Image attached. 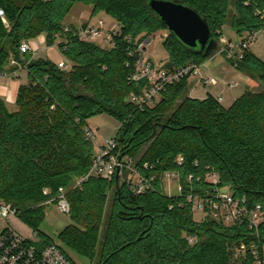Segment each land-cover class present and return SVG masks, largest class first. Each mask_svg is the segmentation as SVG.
Returning <instances> with one entry per match:
<instances>
[{
	"label": "trees",
	"instance_id": "1",
	"mask_svg": "<svg viewBox=\"0 0 264 264\" xmlns=\"http://www.w3.org/2000/svg\"><path fill=\"white\" fill-rule=\"evenodd\" d=\"M149 1L0 0L7 18V24L0 18V74L17 69L11 59L26 63L28 74L19 86L16 110L0 97V200L12 204L43 243H51L38 226L48 201L66 188L71 224L59 241L84 257L98 258V264H254L249 247L255 242L261 251L264 222L258 234L245 223L225 225L209 217L197 222L187 196H206L215 187L206 175L215 173L217 187L264 212V60L245 51L233 62L257 73L263 88L245 90L228 108L212 95L185 96L190 75L168 85L153 106L138 108L128 100L145 86L144 80L131 78L139 59L135 41L168 31ZM177 1L197 9L219 44L231 0ZM77 3L91 6L92 16L106 12L119 23L113 47L82 41L74 25L64 24ZM234 4L232 28L238 34L264 28V0ZM42 34L47 46L58 41L69 70L21 52L23 41ZM163 44L173 69L201 65L218 49L211 55L189 49L171 31ZM103 113L121 122L115 136L120 153L132 157L143 175H156L152 189L134 194L116 174L92 175L75 186L96 155L86 136L92 129L88 121ZM179 155L182 165L176 162ZM166 171L179 173L181 194L164 191L160 176ZM243 243L246 254L236 256Z\"/></svg>",
	"mask_w": 264,
	"mask_h": 264
},
{
	"label": "built area",
	"instance_id": "2",
	"mask_svg": "<svg viewBox=\"0 0 264 264\" xmlns=\"http://www.w3.org/2000/svg\"><path fill=\"white\" fill-rule=\"evenodd\" d=\"M0 18L7 24L6 13L0 6ZM76 27L78 38L82 41L93 42L100 44L102 41L109 43L111 47L115 45V38L119 34L120 25L116 22L110 27L104 25L103 20H99L97 25L90 23H82ZM69 30V27H66ZM256 33H249L254 38ZM223 35L219 38V42L225 44L227 48L221 51L232 52L234 44L229 43L228 40L223 39ZM152 41L151 36L139 43L136 39L135 44L138 45L136 53L139 59L136 64V70L131 78L135 82L144 80L145 86L140 92H131L128 100L134 103L138 108L143 109L147 106H153L159 99L163 91L168 85L190 75H200V79L205 84H216V78L205 79L201 75L200 65L191 63L186 66L166 68L165 65L156 67L155 64L146 57L147 45ZM22 53H30L32 51V44L29 41H23L20 46ZM230 53V57H231ZM239 57H243V53H239ZM10 63L14 66L26 68V63H19L15 59H11ZM62 69L69 70L71 65L64 61L58 63ZM19 71L17 68L12 74ZM11 73V72H10ZM7 72L1 73L0 77H5ZM86 136L92 142L96 138V133L92 129L86 130ZM178 165L184 162V156L179 155L176 159ZM148 168V164L144 165ZM117 175L123 182H127L134 194H143L152 189L156 181V175L145 176L136 166L135 161L129 155H123L118 149V141L115 137L103 139L97 146L96 155L93 159L91 169L85 177L79 178L75 186H80L82 182L92 176H99L104 178H111ZM189 179L192 176L188 177ZM164 191L166 183L176 181L178 194H181L182 184L179 173L177 171H166L160 176ZM206 180L213 183L215 187L206 196L189 194L187 196L188 202L193 205V210H202L205 212V218L209 217L225 225L247 224L250 230L259 233L260 224L264 222V212L260 205L255 208H249L246 205L245 199L236 198L232 191L225 187H217L219 184V176L215 173L207 174ZM170 185V184H169ZM67 189L59 188V193L48 201L56 202L60 211L63 213H70V203L66 196ZM49 193L48 189L44 190ZM17 216V210L12 204L0 200V221L5 218L9 221L10 217ZM204 218V219H205ZM190 242L196 241L195 237L189 238ZM250 251L254 256V264H264V245L261 251L255 242L250 244ZM247 252L246 244H241L236 247L234 254L244 255ZM0 264H77L66 252L65 248L60 242L53 241L51 243H43L36 234L35 239L23 236L18 230L11 225H7L0 229Z\"/></svg>",
	"mask_w": 264,
	"mask_h": 264
},
{
	"label": "rangeland",
	"instance_id": "3",
	"mask_svg": "<svg viewBox=\"0 0 264 264\" xmlns=\"http://www.w3.org/2000/svg\"><path fill=\"white\" fill-rule=\"evenodd\" d=\"M234 1L235 0H231L228 18L223 27V39L228 40L229 43L235 45L232 52L221 51L223 48H227V45L226 43L223 44L219 42L218 49L214 55L204 60V63L200 65L201 75L205 79L214 77L217 79V83L214 85L210 83L205 84L200 79V75H195L190 77V81L185 92V96L192 95L200 99L204 98L205 96L207 97L208 93L210 92L212 95L217 97L221 104L226 108L230 107L234 100L241 96L245 90L249 89L251 91L258 92L263 88L262 82L259 79V75L257 73L238 69L233 64L235 60L237 62L244 58L245 51H250L260 59L264 60V28L257 32V34L254 35V38H252L248 32L238 34L232 28V19L237 11ZM90 9L91 6L85 5L83 3L75 4L72 11L65 18L64 23L66 26L70 24L79 26L82 23L97 25L100 19L104 21V25L106 27H110L116 23V21L106 12H101L95 16H90ZM42 35L28 40L32 44L31 52H33V57H46L56 63L61 61L68 63V59L62 54L58 47V41L51 46H47L46 43L41 39ZM167 35L168 31L166 29H160L151 35L152 41H150V43L147 45L146 57L152 61L156 67L167 62V53L163 44ZM140 38L141 36L137 38L139 43L143 41L140 40ZM100 45L106 48L111 47L109 43L105 41H102ZM240 52L243 53L242 58L239 57ZM230 53L232 55L231 57ZM69 64L71 65L70 62ZM10 66L13 67L14 65L10 63ZM21 67L23 66L17 68L20 70ZM10 72L13 73V71ZM14 109H16V107L13 109L10 108L11 111ZM88 124L89 127H91L96 133V138L93 143L97 149V146L103 139L113 138L116 136L121 122L114 116L103 113L90 118ZM169 184L166 183L165 185L166 193L169 195H177L179 190L177 189L176 181H172ZM69 215L70 214L61 212L56 202L51 201L45 206V217L38 226V230L54 241L60 242L59 234L67 225L71 224ZM205 216L206 214L202 210L198 209L194 211V219L197 222L204 220ZM7 225H11L25 237H29L31 239L36 238V233L34 232L35 229L22 220L18 215L13 217L11 216L9 221L5 218L0 221V229ZM63 246L67 254L77 264L99 263L98 258L89 259L78 254L65 245Z\"/></svg>",
	"mask_w": 264,
	"mask_h": 264
},
{
	"label": "water",
	"instance_id": "4",
	"mask_svg": "<svg viewBox=\"0 0 264 264\" xmlns=\"http://www.w3.org/2000/svg\"><path fill=\"white\" fill-rule=\"evenodd\" d=\"M148 5L187 48L205 51L207 55L218 48L219 44L211 39L207 20L193 6L177 0H150ZM26 57L31 59L29 53ZM165 67L171 69L173 62L165 63Z\"/></svg>",
	"mask_w": 264,
	"mask_h": 264
},
{
	"label": "crops",
	"instance_id": "5",
	"mask_svg": "<svg viewBox=\"0 0 264 264\" xmlns=\"http://www.w3.org/2000/svg\"><path fill=\"white\" fill-rule=\"evenodd\" d=\"M91 13H92V7L90 9V16H91ZM81 17H83V16H81ZM41 39L45 42V36L44 35L41 36ZM27 78H28V74H27V70L25 68L20 69L16 74H12L9 71V72H7V75L5 77H0V97H2L4 99V101L6 102V105L9 109L10 108L13 109L14 107H16V98H17L19 86L21 84L27 82ZM208 95H212V94L209 92ZM189 96L197 98V97L192 96V95H189ZM212 96H214V95H212ZM204 98H206V96ZM201 99H203V98H201ZM14 110H16V109H14Z\"/></svg>",
	"mask_w": 264,
	"mask_h": 264
}]
</instances>
